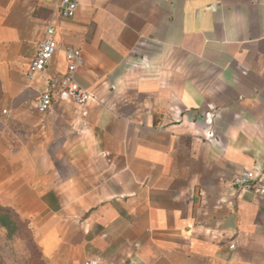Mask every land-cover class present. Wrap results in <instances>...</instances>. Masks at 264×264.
Listing matches in <instances>:
<instances>
[{
	"label": "crops",
	"instance_id": "obj_1",
	"mask_svg": "<svg viewBox=\"0 0 264 264\" xmlns=\"http://www.w3.org/2000/svg\"><path fill=\"white\" fill-rule=\"evenodd\" d=\"M56 1L0 0V206L45 263L264 264V197L233 182L264 183V0Z\"/></svg>",
	"mask_w": 264,
	"mask_h": 264
},
{
	"label": "built area",
	"instance_id": "obj_2",
	"mask_svg": "<svg viewBox=\"0 0 264 264\" xmlns=\"http://www.w3.org/2000/svg\"><path fill=\"white\" fill-rule=\"evenodd\" d=\"M76 0H57L56 8L64 17H73L76 11ZM56 29L52 21H48L43 38L39 41L34 58L31 59L27 69L28 77L43 71L52 57L60 48L55 39ZM66 59V71L59 79L58 91L68 95L75 104L83 105L90 98V94L75 81V73L82 63V53L79 48L67 47L64 49ZM52 104L50 92L41 93L36 99V107L39 111H47ZM234 185L240 189L251 191L264 197V183L257 179V174L249 169L238 171L233 178Z\"/></svg>",
	"mask_w": 264,
	"mask_h": 264
},
{
	"label": "rangeland",
	"instance_id": "obj_3",
	"mask_svg": "<svg viewBox=\"0 0 264 264\" xmlns=\"http://www.w3.org/2000/svg\"><path fill=\"white\" fill-rule=\"evenodd\" d=\"M0 264H46L26 220L12 237L0 227Z\"/></svg>",
	"mask_w": 264,
	"mask_h": 264
},
{
	"label": "trees",
	"instance_id": "obj_4",
	"mask_svg": "<svg viewBox=\"0 0 264 264\" xmlns=\"http://www.w3.org/2000/svg\"><path fill=\"white\" fill-rule=\"evenodd\" d=\"M22 222L12 209L0 206V227H3L10 237L16 234Z\"/></svg>",
	"mask_w": 264,
	"mask_h": 264
}]
</instances>
